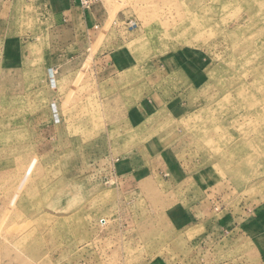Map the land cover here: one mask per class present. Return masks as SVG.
<instances>
[{"label":"rangeland","instance_id":"1","mask_svg":"<svg viewBox=\"0 0 264 264\" xmlns=\"http://www.w3.org/2000/svg\"><path fill=\"white\" fill-rule=\"evenodd\" d=\"M88 1L56 90L0 71V264H264V0Z\"/></svg>","mask_w":264,"mask_h":264},{"label":"crops","instance_id":"2","mask_svg":"<svg viewBox=\"0 0 264 264\" xmlns=\"http://www.w3.org/2000/svg\"><path fill=\"white\" fill-rule=\"evenodd\" d=\"M27 10L39 24L37 36H32L28 42V36L31 35L28 30L24 33V30L17 28L18 22L27 15ZM97 22L96 16L82 8L78 0H0V57L4 65L0 71L9 74L28 72L35 61L36 66L45 68L47 82L52 90H56L59 74L65 66L63 60L74 55L78 57L80 49L77 50L76 46L85 42V37L90 38ZM28 23V20H24V24ZM61 28L70 30L68 38L58 34ZM19 60L21 64L17 63ZM51 72L54 73V85L50 82ZM50 104L56 105L58 117L55 119L53 111L52 115L60 122L56 94L52 96Z\"/></svg>","mask_w":264,"mask_h":264},{"label":"built area","instance_id":"3","mask_svg":"<svg viewBox=\"0 0 264 264\" xmlns=\"http://www.w3.org/2000/svg\"><path fill=\"white\" fill-rule=\"evenodd\" d=\"M88 2H89L88 0H81V3L84 4V5L88 4ZM50 82H51L52 85L55 84V81H54V73H52V72L50 73ZM53 110H54V114H56V109L53 108Z\"/></svg>","mask_w":264,"mask_h":264},{"label":"bare ground","instance_id":"4","mask_svg":"<svg viewBox=\"0 0 264 264\" xmlns=\"http://www.w3.org/2000/svg\"><path fill=\"white\" fill-rule=\"evenodd\" d=\"M57 82V81H56ZM54 106H53V108H55L56 109V105L55 104H53ZM54 111V110H53ZM55 115V117L57 118L58 117V111H57V109H56V114H54ZM58 120V119H57Z\"/></svg>","mask_w":264,"mask_h":264}]
</instances>
